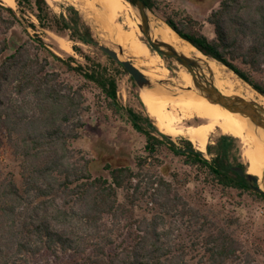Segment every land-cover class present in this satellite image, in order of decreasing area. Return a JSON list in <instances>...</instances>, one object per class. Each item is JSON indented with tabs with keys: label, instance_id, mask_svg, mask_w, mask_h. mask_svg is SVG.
Listing matches in <instances>:
<instances>
[{
	"label": "trees",
	"instance_id": "16d2710c",
	"mask_svg": "<svg viewBox=\"0 0 264 264\" xmlns=\"http://www.w3.org/2000/svg\"><path fill=\"white\" fill-rule=\"evenodd\" d=\"M145 1L156 8L158 0ZM16 3L18 9L0 0V57L11 52L0 64V154L11 150L21 176L19 185L14 174L0 167V264H193L197 258L195 264H254L255 254L240 240L245 229L241 214L221 217L220 204L188 203L177 184L178 171L164 162L168 155L179 157L193 178L204 174L223 190L264 200V193L233 170H246L237 138L215 137L207 145L208 158L190 140L161 132L140 97L141 112L121 106L116 77L80 46L73 48L91 62L89 69L74 65L73 56L53 52L38 34L13 41L19 27L28 33L22 15L31 11L39 22H29L34 30H70L72 40L97 45L74 6L67 16L54 13L47 0ZM209 21L216 29L213 39L190 17L165 20L264 96V0H222ZM31 46L84 81L76 85L63 79ZM91 85L112 113L123 115L144 136L134 166L106 163V174L95 176L97 160L72 147L87 125L90 106L84 91Z\"/></svg>",
	"mask_w": 264,
	"mask_h": 264
},
{
	"label": "rangeland",
	"instance_id": "374dc122",
	"mask_svg": "<svg viewBox=\"0 0 264 264\" xmlns=\"http://www.w3.org/2000/svg\"><path fill=\"white\" fill-rule=\"evenodd\" d=\"M47 1L53 12L58 15L65 13L68 16V8L74 6L79 11L82 20L90 27L92 35L97 43L114 49L117 52L122 49L125 58L130 59L131 61L133 60L126 53L124 42L122 43V41H129L130 38H132L135 42H143L147 44V40L141 33L137 18L127 0H121L122 8L117 17L114 18L115 20H107L106 23L109 25L103 22L102 16L99 14L105 13L104 7L100 5L99 2V4H92L90 0ZM221 1L222 0H158L156 8H152V10L155 17L162 19L164 22L167 18H172L174 21L179 22L186 17H190L198 23V25H196L197 29H200L203 34L210 39H213L217 37V34L215 25L209 21V18L214 11L219 8ZM4 3L8 5L6 2ZM12 7L18 9L16 0ZM18 14L22 15L19 11ZM22 22L27 28L28 33L22 32V27H19L17 31L19 32V30H21V32L13 37V41H16L17 44L24 40H28L30 37L33 38L38 34L44 39L48 48L53 52L63 58L73 56L75 58V61H73L74 65L81 64L86 69H89L91 62L73 48L75 44L80 46L84 54L90 56L96 63L107 67L109 73L116 77L119 86L118 100L121 106L124 108H133L139 112L143 111V107L139 101V87L136 82L117 60L110 57L97 45L85 44L80 41L76 42L75 40H72L70 30L60 31L56 27H38L37 30H34L29 26V22H34L37 26L39 25V22L31 11H26L25 14L22 15ZM133 22H135V24ZM12 36L13 34H10V38ZM68 47L70 48L68 49ZM31 50L40 53L43 58L47 57L50 60L49 68L61 72L63 79L76 85L81 84L84 81L81 76L63 70L60 63L53 59V57H51L45 50H38L37 47L34 46H31ZM150 50L155 51L151 48ZM9 53L11 52L8 51L4 56ZM4 56L0 57V64ZM161 57L164 59L169 71L173 70V67H175L174 62L176 61L172 58ZM142 69L149 70L145 67ZM227 69L230 70L228 67ZM171 76L172 75H169L167 78ZM244 83L247 82L244 81ZM249 86L253 89L251 85ZM84 92L88 98L87 104L90 106V110L85 115L87 125L84 128L82 138L73 142L72 147L75 150H81L84 154H88V156L97 160L98 165L93 169L95 176L106 174L103 170L106 163H112L114 165L129 164L134 166V157L136 153L143 149L145 142L144 136L136 132L123 115L114 114L108 109V103L104 96H102L99 89L94 85H91L88 90ZM148 114L150 115L149 112ZM152 118L155 121L154 117ZM221 134L222 133L219 129L211 132L209 134L208 144ZM180 137L188 139L186 136L172 138L177 140ZM237 147L239 149V158L243 163L245 162L244 164L246 165V160L243 159L244 157L242 156V144L239 141H237ZM203 153L206 157H211L208 154L207 149ZM164 162L171 165L172 171H178L179 182H177V184L181 188V196L188 203L203 205L206 204L207 201H210L212 204H220L218 209L222 210L221 217L225 214L234 216H239L241 214L243 219L242 224L245 229L244 231L239 232L240 240L244 242L251 253L255 254L254 264H264V200H261L259 197L249 192H243L236 189L223 190L219 185H214L211 181L205 179L204 174H201L200 177H198V180L193 178L192 176H194V173L192 172V169L185 166L182 159L179 157L168 155L164 158ZM0 167L4 171L14 174L17 183L21 185L19 163L14 159L11 150L9 151V149H5L0 154ZM185 180H190V182L186 183ZM241 229L242 228H240V230ZM184 233H186L185 230H183V234ZM187 238L188 236H185V239ZM197 261L198 258L192 260L193 264ZM228 264L239 263L229 262Z\"/></svg>",
	"mask_w": 264,
	"mask_h": 264
},
{
	"label": "bare ground",
	"instance_id": "6f19581e",
	"mask_svg": "<svg viewBox=\"0 0 264 264\" xmlns=\"http://www.w3.org/2000/svg\"><path fill=\"white\" fill-rule=\"evenodd\" d=\"M4 2L13 6L15 0ZM90 2L92 4L99 2L104 7L105 13L99 14L105 23L117 17L122 8L121 0ZM151 26L153 37L161 39L189 57L203 60L201 63L206 76L212 78L214 85L224 94L243 96L264 107V96L238 79L217 60L204 55L162 19L157 17ZM123 42L126 53L132 58L133 63L152 81L151 87L138 88V94L150 115L154 117L159 130L171 137L186 136L196 149L202 152L207 149L209 134L216 129L222 134L237 138L242 144V156L246 160L247 171L259 177L260 186L264 189V130L257 128L248 118L230 112L220 104L210 102L196 91L178 88L189 87L192 81L186 68L177 61L174 62L173 70L169 71L164 59L157 51L150 50L147 44L135 42L132 38ZM143 67L149 70H144ZM169 75L172 76L167 78ZM166 79H169L172 85L158 83Z\"/></svg>",
	"mask_w": 264,
	"mask_h": 264
},
{
	"label": "water",
	"instance_id": "95a60500",
	"mask_svg": "<svg viewBox=\"0 0 264 264\" xmlns=\"http://www.w3.org/2000/svg\"><path fill=\"white\" fill-rule=\"evenodd\" d=\"M127 1L129 2L137 18L138 26L141 33L145 36L148 46L151 49L157 51L161 56L174 59L179 63V65L185 67L190 74L192 85L189 87L178 86V88L196 91L199 95L205 97L210 102L220 104L230 112L240 114L241 116L248 118L253 125L264 130L263 106L259 105L255 101L248 100L243 96L236 94H224L214 85L213 79L209 76H206L201 63L203 60L189 57L184 53L179 52L175 47L166 44L161 39L153 37L151 24L157 17H155L152 8L149 7L145 0ZM97 46L110 57L120 62L124 66L125 70L131 75L139 88L152 86L151 79L146 76L143 71L139 69L135 63H133V61L124 57V51L122 49L117 52L116 50L99 43H97ZM224 66L227 68L226 65ZM231 72L241 79L234 71ZM241 80L243 81V79ZM158 83L172 85V82L169 79L160 80ZM233 170L245 177L254 190L264 193V189L262 186H260V179L257 175L251 174L247 171V169L245 170L242 167H233Z\"/></svg>",
	"mask_w": 264,
	"mask_h": 264
}]
</instances>
